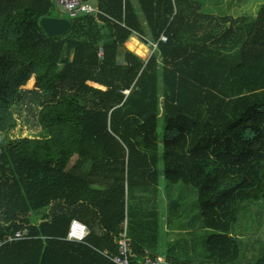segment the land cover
<instances>
[{
    "label": "trees",
    "instance_id": "obj_1",
    "mask_svg": "<svg viewBox=\"0 0 264 264\" xmlns=\"http://www.w3.org/2000/svg\"><path fill=\"white\" fill-rule=\"evenodd\" d=\"M135 1L98 0L101 15L50 38L39 21L59 18L54 0H0V264H116L127 189L161 179L197 190L215 233L204 264L238 259V211L264 201V5L215 17L191 0ZM22 106L39 108L47 138L18 133ZM73 220L84 242L67 239Z\"/></svg>",
    "mask_w": 264,
    "mask_h": 264
},
{
    "label": "rangeland",
    "instance_id": "obj_2",
    "mask_svg": "<svg viewBox=\"0 0 264 264\" xmlns=\"http://www.w3.org/2000/svg\"><path fill=\"white\" fill-rule=\"evenodd\" d=\"M200 7V12L205 15L224 17V16H258L264 0H191ZM83 4V2L80 0ZM55 3L54 15L59 18L69 19L68 14L61 11ZM91 6L97 7L98 0L88 2ZM146 31V30H145ZM136 38L140 43L139 39ZM132 40V39H131ZM130 41V40H129ZM128 41V42H129ZM127 42V43H128ZM126 43V44H127ZM125 44V48H126ZM141 44V43H140ZM152 51L150 44L145 46ZM129 50V49H128ZM133 52V51H132ZM145 56H138L146 59L151 53ZM134 53V52H133ZM135 54V53H134ZM162 87V85H161ZM162 89V88H161ZM39 108H34L29 113L25 106L15 108L14 113L18 133L24 130L34 134L40 139L44 133L36 126V115ZM19 112V114H17ZM164 122L159 129L160 140L164 138ZM4 136L6 140L10 134ZM11 139V137H10ZM18 140V139H17ZM163 153L159 155V172L163 174L164 162ZM162 184L159 191L152 188L129 187L126 195V232L129 237H133L138 243L149 246L150 251L159 249L164 256L176 257L171 252L175 245L169 234L168 228L163 230V224H177L190 228L189 240L183 241L181 235L177 238L176 249L179 252L180 261L192 264L206 263L207 239L215 233L201 230L202 216L198 204V192L190 186L182 184L170 185L161 179ZM32 214L36 220L37 216ZM166 219L165 221L163 220ZM231 237H235L238 243L239 257L233 264H255L256 261L264 256V201L245 202L238 211L237 223L231 227ZM204 238V239H203Z\"/></svg>",
    "mask_w": 264,
    "mask_h": 264
},
{
    "label": "built area",
    "instance_id": "obj_3",
    "mask_svg": "<svg viewBox=\"0 0 264 264\" xmlns=\"http://www.w3.org/2000/svg\"><path fill=\"white\" fill-rule=\"evenodd\" d=\"M58 8L63 11L65 14H68L70 18H76L80 15H93L95 17L101 15L97 7L91 6L88 2H80V0H56ZM166 43L167 39L161 37L159 43ZM159 43H149L150 48L152 49L151 55L158 51ZM99 56L101 60L104 58L103 48L99 51ZM126 230V224H125ZM90 230L88 226L77 220H73L70 229L68 232V237L70 241L74 242H84L87 236L89 235ZM27 232L18 231L12 237H9L7 242L16 241V240H25L27 239ZM132 243L130 239L127 238L126 234L119 243V253L117 256L113 257V261L116 264H131V259L133 257L132 252ZM137 264H176L175 262L169 260L166 256L152 255L148 252H145L143 258Z\"/></svg>",
    "mask_w": 264,
    "mask_h": 264
},
{
    "label": "crops",
    "instance_id": "obj_4",
    "mask_svg": "<svg viewBox=\"0 0 264 264\" xmlns=\"http://www.w3.org/2000/svg\"><path fill=\"white\" fill-rule=\"evenodd\" d=\"M131 1V3L133 4V7H135L136 8V6H137V4H136V1L135 0H130ZM231 17H234V16H231ZM236 17H238V16H236ZM136 40V38H130L129 40ZM128 40V41H129ZM127 41V42H128ZM138 41V40H137ZM126 42V43H127ZM125 43V44H126ZM125 44H124V48H125ZM144 46V45H143ZM145 47V46H144ZM146 48V47H145ZM125 49H127V47L125 48ZM128 50V49H127ZM130 51V50H129ZM149 52H150V50H149ZM151 53V52H150ZM161 185H163L162 184V181H161V183H160V185L159 186H153L157 191H159V189H160V187H161ZM149 188H152V187H149ZM140 189H142V188H140ZM48 213V211H42V212H39V213H36V215H40V216H37L36 217V220L34 219V218H32V216H29L30 217V220L33 222L34 220L35 221H39V220H42V218H43V215H46ZM35 215V216H36ZM163 220L165 221L166 219H164L163 218ZM168 228V231H169V234L171 235V237H172V241H174V237H175V245L173 246V249L171 250V252L174 254V256H176V257H171V256H166L169 260H171V261H174V262H176V263H179V264H192V263H187L186 261H180L179 259H177L178 257H179V252L177 251V249H176V244H177V238H178V236H176V235H181L182 236V240L183 241H188L189 240V234L191 233L190 232V228L189 227H186V226H183V225H181V226H178L177 224H166V222H164V224H163V230H165V228ZM201 230L202 231H204V230H206L204 227H203V223H202V225H201ZM208 231V230H207ZM128 236V238L129 239H131L132 240V242L133 243H136L137 245H139L145 252H148V253H150V254H152V255H160V256H164V255H161L160 253L162 252V251H160L159 249H155L156 251H150L149 250V246H145V245H142V244H140V243H138L137 241H135L134 239H133V237H129V235H127ZM204 239V238H203ZM201 264H204V263H201Z\"/></svg>",
    "mask_w": 264,
    "mask_h": 264
},
{
    "label": "water",
    "instance_id": "obj_5",
    "mask_svg": "<svg viewBox=\"0 0 264 264\" xmlns=\"http://www.w3.org/2000/svg\"><path fill=\"white\" fill-rule=\"evenodd\" d=\"M82 2H89L91 0H81ZM40 27L46 32L48 37L53 38L62 36L71 28V22L68 19L46 17L39 21Z\"/></svg>",
    "mask_w": 264,
    "mask_h": 264
}]
</instances>
